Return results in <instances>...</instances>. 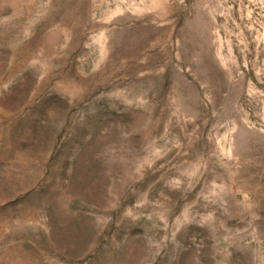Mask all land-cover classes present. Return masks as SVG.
I'll use <instances>...</instances> for the list:
<instances>
[{
    "label": "rangeland",
    "instance_id": "obj_1",
    "mask_svg": "<svg viewBox=\"0 0 264 264\" xmlns=\"http://www.w3.org/2000/svg\"><path fill=\"white\" fill-rule=\"evenodd\" d=\"M0 264H264V0H0Z\"/></svg>",
    "mask_w": 264,
    "mask_h": 264
}]
</instances>
